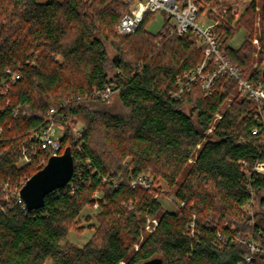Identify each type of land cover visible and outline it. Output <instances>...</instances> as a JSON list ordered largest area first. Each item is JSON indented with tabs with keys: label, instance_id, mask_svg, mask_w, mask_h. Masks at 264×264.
<instances>
[{
	"label": "trees",
	"instance_id": "1",
	"mask_svg": "<svg viewBox=\"0 0 264 264\" xmlns=\"http://www.w3.org/2000/svg\"><path fill=\"white\" fill-rule=\"evenodd\" d=\"M257 3L238 20L223 17L214 33L240 78L264 89ZM129 10L127 0H0V264H264V174L254 170L264 164V101L229 73L209 95L199 78L181 92L178 79L204 61L196 35L161 40L166 23L149 33L148 13L136 33L120 36ZM238 29L246 38L234 48ZM107 87L117 92L104 100ZM51 110L74 174L29 211L14 192L51 157L30 140ZM139 179L150 187L134 186ZM161 181L176 211L163 210ZM94 205L91 238L69 242ZM147 218L158 222L152 233Z\"/></svg>",
	"mask_w": 264,
	"mask_h": 264
},
{
	"label": "built area",
	"instance_id": "2",
	"mask_svg": "<svg viewBox=\"0 0 264 264\" xmlns=\"http://www.w3.org/2000/svg\"><path fill=\"white\" fill-rule=\"evenodd\" d=\"M203 0H127L130 5V10L120 20L117 26V33L120 36H128L136 33L142 22L144 21L145 15L148 13H163L165 15V29L161 31V40L164 38H170L173 36H183L189 31H192L197 39L198 44L204 52V61L198 67L196 72L185 74L184 78L188 81L185 82L183 78L178 79L181 92L188 87L190 82L195 81L197 78L201 79L203 90L209 95L212 91V87L219 76L224 73H229L232 77L236 78L239 82L240 89L254 96L258 101H264V89H254L246 79H241L238 75L236 68L230 66L229 62L225 59L224 55L220 51V46L214 28L219 25L220 20L223 19L229 13H233L238 17L239 9L235 5L220 6L221 0H209L217 5L209 6L208 16L205 19H201V5L199 2ZM217 16V20L211 19V17ZM206 21L213 22V25H207ZM258 43V40H255ZM20 77L16 75L13 81L19 80ZM117 91L112 87H107L105 92L99 96L108 100ZM54 110L49 113L46 127L33 132L30 140L37 143L36 145L40 149L49 150L51 156L60 155L62 150L61 136H56L57 126L52 122ZM221 118V116H219ZM75 135H80V130L74 132ZM257 132L254 131L253 134ZM23 164H29L30 158L27 153L24 152ZM257 173L264 174V164H257L255 169ZM28 181V180H27ZM26 184V183H25ZM23 184L17 188L14 192L17 197L18 203L24 204V200L20 196V191L24 187ZM142 185L149 188V184L144 179L134 181L133 185ZM26 207V206H25ZM98 205H95L97 208Z\"/></svg>",
	"mask_w": 264,
	"mask_h": 264
},
{
	"label": "rangeland",
	"instance_id": "3",
	"mask_svg": "<svg viewBox=\"0 0 264 264\" xmlns=\"http://www.w3.org/2000/svg\"><path fill=\"white\" fill-rule=\"evenodd\" d=\"M257 6H256V19H255V38L253 40L254 44L256 45V51L254 53V56H257V53L260 49L259 47V38H260V34H261V7H262V0H257ZM253 2V0H221V4H219L220 6H230V5H235L238 7L239 9V15L237 17L236 20L240 19L241 16H243L246 11L248 10V8L250 7L251 3ZM209 6L211 5H207L205 6L203 3L201 5V7L204 9L202 15H201V19H205L208 15V9ZM215 17V16H214ZM211 19H213V17H211ZM165 22V15L163 13H156L154 14L152 17L149 18V21L146 25V31H148L151 34H158L161 30L162 27L164 25ZM207 25H213V22L211 21H206ZM117 32V31H116ZM118 34V33H116ZM246 38V34L244 32L243 29H238L237 33L234 35V37L232 38V40L229 42V45L231 47L234 48H238L243 41ZM255 40H258V43L255 42ZM114 52H111V55H113ZM257 64V63H256ZM255 64V65H256ZM114 95H112L110 98H112ZM112 101H116V97H114L112 99ZM82 129V126H78L77 128H75L74 131L80 130ZM63 134V131L57 127L56 129V136H61ZM154 178V177H153ZM142 186V185H141ZM150 187V186H149ZM160 187L161 189V203L163 206V210L166 211H176L177 210V204L176 201L174 199L173 196V191L169 190V187L166 185V183H164L163 181L159 182L158 184H155V189H158ZM102 193H96L95 194V198L96 199H101ZM99 212L98 207L95 208L94 205V209L93 210H86L83 215L81 216V225L84 227L82 232H76V231H72L69 233L68 235V241L72 242L75 245H78L79 247L83 246L93 235V230L89 228V225H97V220L95 218H91L90 222H87L85 220V218L87 216H91L94 217L95 213ZM157 220L156 219H152V218H147L146 220V226H145V231L147 233H152L155 229V226L157 225ZM81 226V227H82ZM135 250L139 249V245H135L134 246ZM251 250H253V248H251ZM46 264H51L50 262H47Z\"/></svg>",
	"mask_w": 264,
	"mask_h": 264
},
{
	"label": "water",
	"instance_id": "4",
	"mask_svg": "<svg viewBox=\"0 0 264 264\" xmlns=\"http://www.w3.org/2000/svg\"><path fill=\"white\" fill-rule=\"evenodd\" d=\"M74 174V160L70 146H67L61 155L51 156L39 172L33 175L20 191L27 210H36L44 207L46 197L61 188L66 187ZM159 258L152 259L144 264H162Z\"/></svg>",
	"mask_w": 264,
	"mask_h": 264
}]
</instances>
